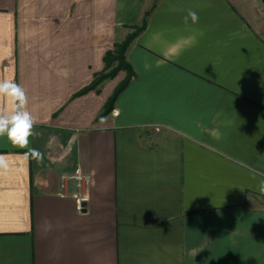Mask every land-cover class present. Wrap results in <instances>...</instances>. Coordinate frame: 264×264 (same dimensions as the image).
Returning a JSON list of instances; mask_svg holds the SVG:
<instances>
[{
  "label": "crops",
  "instance_id": "obj_1",
  "mask_svg": "<svg viewBox=\"0 0 264 264\" xmlns=\"http://www.w3.org/2000/svg\"><path fill=\"white\" fill-rule=\"evenodd\" d=\"M258 7L0 0V80L25 89L44 154L0 137V264H264ZM146 12L126 51L135 75L101 116L125 77L95 83L105 56Z\"/></svg>",
  "mask_w": 264,
  "mask_h": 264
},
{
  "label": "clouds",
  "instance_id": "obj_2",
  "mask_svg": "<svg viewBox=\"0 0 264 264\" xmlns=\"http://www.w3.org/2000/svg\"><path fill=\"white\" fill-rule=\"evenodd\" d=\"M185 23L191 21L195 24L199 21L197 12L189 9L183 17ZM0 96L10 100L11 111L0 109V137L6 138L12 145L20 149H26L24 155L37 163L42 162L44 154L37 148L30 147V137L35 135L36 121L28 111L29 98L25 89L13 80H0ZM8 168L5 155L0 154V171ZM260 191L264 192V181H261Z\"/></svg>",
  "mask_w": 264,
  "mask_h": 264
},
{
  "label": "trees",
  "instance_id": "obj_3",
  "mask_svg": "<svg viewBox=\"0 0 264 264\" xmlns=\"http://www.w3.org/2000/svg\"><path fill=\"white\" fill-rule=\"evenodd\" d=\"M149 12H146L145 18L141 26L135 28V31L130 34L123 42L115 44L114 48L109 50L105 56V71L102 75L98 76L95 83H100L106 79H113L120 71L126 73V78L121 82L117 90L114 92L112 97L109 99L101 116H106L112 112L115 106V102L122 91L128 86L130 80L134 77L135 72L132 66L129 64L126 58V51L132 41L137 35L146 27L147 16ZM92 87V86H91Z\"/></svg>",
  "mask_w": 264,
  "mask_h": 264
},
{
  "label": "built area",
  "instance_id": "obj_4",
  "mask_svg": "<svg viewBox=\"0 0 264 264\" xmlns=\"http://www.w3.org/2000/svg\"><path fill=\"white\" fill-rule=\"evenodd\" d=\"M72 178H74L76 180L77 186L80 189H83V187L85 186V184L87 183V177L82 173V172H77V174H75ZM64 181L68 180V177L64 178ZM64 186V184H63ZM82 206H80L79 208L81 209Z\"/></svg>",
  "mask_w": 264,
  "mask_h": 264
},
{
  "label": "rangeland",
  "instance_id": "obj_5",
  "mask_svg": "<svg viewBox=\"0 0 264 264\" xmlns=\"http://www.w3.org/2000/svg\"><path fill=\"white\" fill-rule=\"evenodd\" d=\"M256 3H257V6H259L258 8H260V13H261L260 16H262L261 19L263 20V26H264V5H263L262 3H260L258 0H256ZM261 6H263V7H261ZM119 73H120V72H119ZM119 73H118V74H119ZM118 74H117V75H118ZM117 75H116V76H117ZM116 76H115V77H116ZM125 76H126V73H125ZM115 77H114L113 79H115ZM125 78H126V77H124V78L122 79V81H123Z\"/></svg>",
  "mask_w": 264,
  "mask_h": 264
},
{
  "label": "water",
  "instance_id": "obj_6",
  "mask_svg": "<svg viewBox=\"0 0 264 264\" xmlns=\"http://www.w3.org/2000/svg\"><path fill=\"white\" fill-rule=\"evenodd\" d=\"M262 2L264 3V0H262Z\"/></svg>",
  "mask_w": 264,
  "mask_h": 264
}]
</instances>
